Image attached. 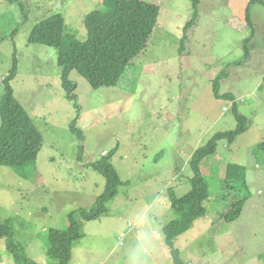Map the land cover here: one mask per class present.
I'll use <instances>...</instances> for the list:
<instances>
[{
	"label": "rangeland",
	"instance_id": "374dc122",
	"mask_svg": "<svg viewBox=\"0 0 264 264\" xmlns=\"http://www.w3.org/2000/svg\"><path fill=\"white\" fill-rule=\"evenodd\" d=\"M145 1L159 6L158 23L118 85L93 88L77 71L70 75L78 83L82 141L70 128L78 107L62 86L58 49L30 43L29 37L39 21L62 13L67 32L87 40L84 17L102 8V0H0V98L16 54L15 94L45 137L34 181L0 166V223L14 218L16 239L33 259L47 264L49 230H66L69 213L91 207L105 189V177L88 164L118 147L113 164L129 184L119 188L106 214L82 223L70 264H174L163 233L177 217L170 190L178 197L190 191L195 150L215 133L237 126L234 101L218 99L213 91L214 79L227 70L221 92L235 94L249 129L232 143L219 140L216 152L203 161L209 212L175 244L188 264H264V154L257 149L264 141V5H252L260 32L245 59L243 40L251 30L228 24L236 10L230 0H201L184 48L192 0ZM229 162L246 167L251 191L233 221L221 217L237 193L223 181ZM3 259L15 264L1 240Z\"/></svg>",
	"mask_w": 264,
	"mask_h": 264
},
{
	"label": "trees",
	"instance_id": "16d2710c",
	"mask_svg": "<svg viewBox=\"0 0 264 264\" xmlns=\"http://www.w3.org/2000/svg\"><path fill=\"white\" fill-rule=\"evenodd\" d=\"M102 2V8L95 9L84 17L88 31V38L85 41L67 32L66 18L62 13L52 14L39 21L29 37L30 43L45 44L58 49L62 86L67 99L78 107V114L71 122L70 128L82 141L86 136L78 124L82 109L77 93L78 83L70 77L72 71H77L93 88L118 85L132 60L148 47L160 15L159 6L145 0H102ZM192 3L194 15L184 28L182 48L188 41V30L196 24L199 16L201 0H192ZM255 3L264 5V0H250L247 7L246 19L251 33L243 40L245 59L251 56L250 44L256 33L252 17V5ZM17 73L18 57L14 54L13 66L3 80L4 94L0 98V166L11 167L21 177L34 181L37 175V160L45 137L28 109L15 94L12 83ZM227 76V70L217 75L213 81V91L218 99L234 101L233 113L237 126L232 130L215 133L206 144L195 150L190 160L193 171L190 191L178 197L173 189L170 190L172 207L177 217L163 226V233L174 264H188L176 247L177 237L188 231L198 218L209 212L205 202L210 198V191L202 171L203 161L216 152L219 140L227 139L232 143L249 129L250 119L240 112L235 94L221 92V82ZM257 149L264 154V141L258 144ZM117 150L118 147L113 148L99 160L88 164L105 177V189L91 207H80L69 213L66 230L55 228L49 230L48 255L51 261L47 264H70L74 246L83 236L82 223L97 220L106 214L108 203L118 195L119 188L129 184L121 178L113 164ZM78 158L84 160L83 144L80 146ZM225 171L223 178L225 187L237 193L221 217L226 221H233L243 213L251 191L245 166L229 162ZM1 240L5 241V248L15 264H40L28 254L26 246L16 239L14 218H7L0 223Z\"/></svg>",
	"mask_w": 264,
	"mask_h": 264
},
{
	"label": "crops",
	"instance_id": "0c3cea01",
	"mask_svg": "<svg viewBox=\"0 0 264 264\" xmlns=\"http://www.w3.org/2000/svg\"><path fill=\"white\" fill-rule=\"evenodd\" d=\"M240 2H242L243 7L240 8V9H238V5L239 4H237V3H240ZM249 2H250V0H230V3L232 5H234V8L236 10H234L232 12V14H234L233 16L230 15V17L232 16V18L230 20L228 19V24H230L231 26H234V27H236L237 25H239V26H242L243 29L248 26L247 19H246V11H247V7H248ZM256 16H257L256 15V12L255 11L253 12V10H252L253 23H254V25H259V22L257 21ZM255 28H256L255 31L257 30L256 32L259 33L260 30L256 26H255ZM254 38H255V36H254ZM261 63H262V66L264 68V59H261ZM4 260L7 261L8 259H3L0 262V264H4Z\"/></svg>",
	"mask_w": 264,
	"mask_h": 264
},
{
	"label": "built area",
	"instance_id": "2783aa9c",
	"mask_svg": "<svg viewBox=\"0 0 264 264\" xmlns=\"http://www.w3.org/2000/svg\"><path fill=\"white\" fill-rule=\"evenodd\" d=\"M225 109H227V108H225Z\"/></svg>",
	"mask_w": 264,
	"mask_h": 264
}]
</instances>
